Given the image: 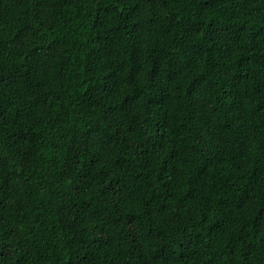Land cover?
Instances as JSON below:
<instances>
[{
  "label": "trees",
  "instance_id": "16d2710c",
  "mask_svg": "<svg viewBox=\"0 0 264 264\" xmlns=\"http://www.w3.org/2000/svg\"><path fill=\"white\" fill-rule=\"evenodd\" d=\"M0 264H264V0H0Z\"/></svg>",
  "mask_w": 264,
  "mask_h": 264
}]
</instances>
